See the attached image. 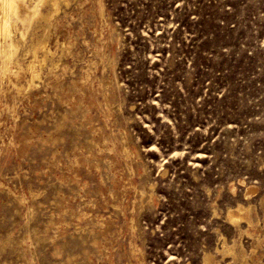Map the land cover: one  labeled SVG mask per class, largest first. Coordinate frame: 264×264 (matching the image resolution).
Instances as JSON below:
<instances>
[{
	"label": "rangeland",
	"instance_id": "374dc122",
	"mask_svg": "<svg viewBox=\"0 0 264 264\" xmlns=\"http://www.w3.org/2000/svg\"><path fill=\"white\" fill-rule=\"evenodd\" d=\"M67 1L0 75V264H264V0Z\"/></svg>",
	"mask_w": 264,
	"mask_h": 264
},
{
	"label": "bare ground",
	"instance_id": "6f19581e",
	"mask_svg": "<svg viewBox=\"0 0 264 264\" xmlns=\"http://www.w3.org/2000/svg\"><path fill=\"white\" fill-rule=\"evenodd\" d=\"M44 2L49 4V9L46 12L40 11V9L38 8L39 5ZM61 2H68V1L67 0H0V60H1L0 75L2 77V78L0 77L1 79L5 78L6 76L10 77L12 74L15 75V73H17V70L19 71L20 69H24L28 72L27 74L30 75V79L28 81H32L33 78L37 76L35 64L43 63L48 56L54 54V51H52L48 46L49 44H47V40L49 39V38L47 39V35H48L47 32L49 30V26L52 24L53 16L59 10V5ZM35 18L45 20L48 24L47 25L48 28L46 27L47 29L44 31L41 37L33 39L29 49L23 54L25 56L28 55L27 58H29V60L26 61L24 67L23 65L21 67V64H19L18 62L19 59L15 60V55L19 45L18 44L19 41L16 37V31L18 30L17 24L28 23ZM22 34L23 33H21V35ZM52 41H55V45L57 47L66 46L65 43L62 42L60 43L57 38ZM12 67H14V70H12L13 69ZM14 75L13 77H15ZM10 80H9V84L12 85ZM19 85L22 86V84ZM16 89L17 91H21V87H18V85H16ZM236 211L238 212L237 213L238 215L236 214V216L232 212L227 213L228 214L227 220H229L231 224L232 223L238 224L241 222L240 221L241 219L242 220L244 219V221L245 219H247L246 214L243 213V208L241 206L238 205ZM249 224L250 222L248 223V225ZM222 241H221L222 243L221 246L216 249V253L221 252L226 255L228 254L233 260H237L242 264L247 263L246 261L247 252L245 251L244 247L241 244L239 247L235 248L236 246L235 243H233L232 245H228L225 242V240L223 242ZM206 258H207V254H206Z\"/></svg>",
	"mask_w": 264,
	"mask_h": 264
}]
</instances>
